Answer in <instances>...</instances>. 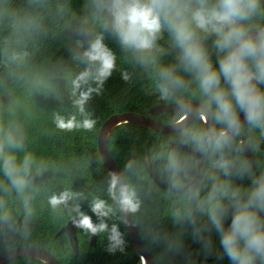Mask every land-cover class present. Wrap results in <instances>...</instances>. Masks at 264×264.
I'll use <instances>...</instances> for the list:
<instances>
[{"label":"trees","instance_id":"trees-1","mask_svg":"<svg viewBox=\"0 0 264 264\" xmlns=\"http://www.w3.org/2000/svg\"><path fill=\"white\" fill-rule=\"evenodd\" d=\"M255 23L264 26V16H258ZM81 31L93 35L102 31V21L93 14L92 0H0V134L11 130L23 135V149L13 153L18 164L25 155L33 158L28 187L23 194L11 187L0 162V255L17 247H42L62 264H141L120 213L108 222L120 226L126 241L125 250L110 253L107 234L98 236L96 246L90 247L91 235L78 228L80 254L76 257L66 234L54 239L75 213L53 212L48 198L63 190L81 192L87 199H77L74 203H79L81 210L96 221L89 209L91 199L99 196L112 203L106 192L110 173L98 149V134L103 123L118 113L147 114L160 100L163 104L177 100L200 103L199 93L192 76L179 68V74L186 81H192L188 89L178 91L171 99H162L157 91L158 67L178 63V50L171 46L167 32L159 41L166 55L160 57L156 68L138 65L131 54L123 52L115 39L105 33V43L117 55V70L101 93L94 94L85 106V114L95 119L96 125L91 131H60L54 124L56 113L65 117L76 115L77 121L83 119L73 106L71 95V80L84 68L74 56L88 44V38L81 35ZM213 39L206 41V47L218 69L219 57L213 48ZM123 72L131 79L126 81ZM180 118V112H165L154 117L163 124ZM193 128L204 129L202 119L197 118L187 129ZM241 138L254 155L259 174H264V149L257 145L258 142L264 148V134L245 124L232 147L226 150L229 158L238 164L250 165L241 150ZM180 139V132L158 133L133 123L122 124L112 131L108 140L109 154L122 174L136 186L142 201L140 211L130 215L143 247L150 252L155 264H230L223 252L211 262L198 261L215 257L220 247L218 234L211 229L206 215L196 213L194 226L178 222L175 213L182 215L192 206L186 197L188 192L173 193L159 187L145 168L144 159L149 154L157 175L168 182L164 168L166 157L173 149L166 146L170 142L179 143ZM180 153L190 164L191 181L196 175V161L190 154ZM201 157L205 167L204 177L197 186L201 188V197L212 184L206 174L214 173L221 180L230 179L237 186L251 184L248 176L244 179L224 177L211 167L214 158ZM129 163L132 167L126 171ZM251 172L255 175L252 167ZM25 198L29 199L31 216L27 214ZM194 227L211 239V252H205L202 243L193 237ZM185 245L193 247L194 251L188 252ZM6 264L45 263L21 257Z\"/></svg>","mask_w":264,"mask_h":264},{"label":"clouds","instance_id":"clouds-1","mask_svg":"<svg viewBox=\"0 0 264 264\" xmlns=\"http://www.w3.org/2000/svg\"><path fill=\"white\" fill-rule=\"evenodd\" d=\"M92 8L94 16L102 21V31L95 35L81 31L88 44L74 59L84 68L71 80L72 103L83 119L77 121L76 115L65 117L56 113L57 129L72 132L91 131L95 127L96 120L85 114V106L94 94L101 93L117 70V55L105 43V33L115 39L123 52L131 54L138 65L156 68L160 57L166 55L159 41L167 32L171 46L178 50V63L158 67L157 91L162 99H171L178 91L187 90L192 81L179 74L178 68L182 69L195 81L200 105L194 108L177 100L181 117L187 118L195 112L202 120L209 114L214 118L210 128L181 130L179 143L190 144L195 152L214 158L211 167L224 177L251 178V184L242 187L230 179L221 180L214 173L206 174L212 181L207 194L201 197V188L192 187L186 194L192 206L182 215L175 213V219L194 226L196 213L206 215L230 264H264V174H252L250 165L238 164L226 154L245 123L264 134V88L260 87L264 85V27L255 23L258 16H264L262 0H92ZM209 38H214L218 69L206 47ZM122 75L126 81L131 79L127 72ZM23 147L22 134L11 130L0 134L2 171L18 194L28 187L33 159L25 155L23 162L17 163L13 153ZM131 167L129 163L125 170ZM164 171L170 187L191 183L190 164L179 149L168 153ZM106 192L111 204L99 196L89 202L96 221L81 210L79 203H74L77 199H87L81 192L53 193L48 204L53 212H74V224L83 232L93 237L107 234L110 253L123 252L124 233L117 223L110 225L108 221L117 213H138L142 201L136 186L119 173L109 174ZM24 204L28 216L33 215L28 198ZM193 237L202 243L205 252H211L212 241L205 238L200 228H193Z\"/></svg>","mask_w":264,"mask_h":264},{"label":"water","instance_id":"water-1","mask_svg":"<svg viewBox=\"0 0 264 264\" xmlns=\"http://www.w3.org/2000/svg\"><path fill=\"white\" fill-rule=\"evenodd\" d=\"M264 27V26H261ZM183 102L186 105H190L192 107H199L200 103L193 102L190 100H183ZM165 112H179V109L177 107V102L170 103V104H163L162 101L152 107L147 114H139V113H133V112H124V113H118L114 114L111 117H109L101 126L98 134V149L101 155V158L109 171V173L115 172L122 174L119 166L114 161L112 156L109 154L108 151V140L112 133V131L126 123H133L137 124L143 127H146L150 130L156 131L158 133H165V134H175L181 132L183 129H187L197 118H200L195 112H191L187 115V118H180L174 123L170 124H163L157 120L154 119V117L158 116L161 113ZM241 121H244V114H240ZM204 129L210 128L214 124V118L211 114L207 115L206 119L202 120ZM246 124V123H245ZM244 124V125H245ZM240 145L241 150L248 161V163L251 165L252 170L254 171L256 176H259L258 169L255 165L254 155L252 154L251 150L245 143L244 139H240ZM257 145L264 149L258 142ZM168 149H179L180 151H184L188 154H190L196 161L197 164V171L195 177L191 180V183L185 187H179V188H173L170 187L169 182L163 180L160 178L157 173L155 172V169L151 163V159L149 154L144 159V165L145 168L151 177V179L154 181L156 185L159 187L173 192V193H186L189 192L192 187H197L200 182L202 181L205 173V167L204 162L201 157V155L198 152H195L192 147L186 144H180V143H174L170 142L166 146ZM123 175V174H122ZM123 221L125 223V226L131 236L132 243L134 250L136 251L137 255L139 256L141 260V264H155L152 255L149 251H147L141 242V238L139 236L137 227L135 226V223L131 217L130 214H122ZM230 223V218L228 221H226L227 224ZM77 230L78 228L74 224V218L71 219L65 226L61 228V230L57 233V235L54 237L56 239L59 235L66 234L69 238V242L71 245V248L75 254L76 257L80 254V247L77 237ZM97 237H90V247H95L97 243ZM188 252H193V247H188L185 245ZM222 252V248L219 247L216 255L212 259H199V262H211L214 259H217L219 255ZM34 258L39 261L44 262L45 264H62L52 253H50L48 250L42 248V247H17L14 249H11L9 251H6L0 255V264H6L7 262L16 259V258Z\"/></svg>","mask_w":264,"mask_h":264}]
</instances>
